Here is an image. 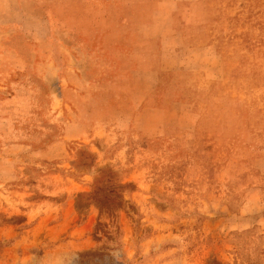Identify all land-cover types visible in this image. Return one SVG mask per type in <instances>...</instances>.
Returning <instances> with one entry per match:
<instances>
[{
    "label": "rangeland",
    "instance_id": "obj_1",
    "mask_svg": "<svg viewBox=\"0 0 264 264\" xmlns=\"http://www.w3.org/2000/svg\"><path fill=\"white\" fill-rule=\"evenodd\" d=\"M129 1L0 0V264H264V0Z\"/></svg>",
    "mask_w": 264,
    "mask_h": 264
},
{
    "label": "crops",
    "instance_id": "obj_2",
    "mask_svg": "<svg viewBox=\"0 0 264 264\" xmlns=\"http://www.w3.org/2000/svg\"><path fill=\"white\" fill-rule=\"evenodd\" d=\"M129 2H138L140 3L139 6L144 8L148 3V6H146V9L148 10L149 14V20L147 23H141L139 24L135 29V35L137 37L138 43L137 45H134L132 48V55H147L149 53V50L146 52L144 46L145 41L148 40V38L159 36L164 31L168 30L169 25L171 24V17L170 13L172 9L175 7V0H157L155 5H150L149 0H131ZM154 6V7H153ZM171 34L167 39L168 44L171 46H177L179 45L178 42H180L179 32L175 31ZM132 76V86L131 89L134 90L137 87L138 82V74L139 72L133 71L131 72Z\"/></svg>",
    "mask_w": 264,
    "mask_h": 264
}]
</instances>
